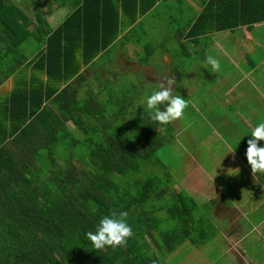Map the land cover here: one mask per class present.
<instances>
[{
  "label": "trees",
  "instance_id": "1",
  "mask_svg": "<svg viewBox=\"0 0 264 264\" xmlns=\"http://www.w3.org/2000/svg\"><path fill=\"white\" fill-rule=\"evenodd\" d=\"M156 1L0 0V86L13 79L0 95V264H162L196 232L195 203L158 158L169 117L140 109L125 77L98 86L81 71ZM52 4L68 9L54 29ZM257 6L229 26L264 20Z\"/></svg>",
  "mask_w": 264,
  "mask_h": 264
},
{
  "label": "crops",
  "instance_id": "2",
  "mask_svg": "<svg viewBox=\"0 0 264 264\" xmlns=\"http://www.w3.org/2000/svg\"><path fill=\"white\" fill-rule=\"evenodd\" d=\"M261 1L157 0L146 12H139L132 26L120 28L115 48L110 47L109 52L97 56L95 63L81 68L87 73L85 78L95 85L99 84V76L104 83L126 77L122 67H126L123 63H128L131 76L127 77L134 87L132 91L145 95L143 87L157 88V97L154 94L152 100L158 106L147 112L151 110L150 116L167 115L173 127L171 141L174 142L167 145L170 149H162L160 158L164 171L174 180L176 191L190 196L195 203L189 211L193 214L189 221L196 231L192 236L196 234L198 240L192 239L189 243L196 245L200 241L202 245L224 246L220 252H199L203 261H195L198 264H264V39L260 40L264 36V20L229 26L261 16L262 13H254V9H260L257 2ZM41 4L44 5V1L41 0ZM50 9L56 10L53 6L42 8L48 21L52 18ZM203 14L204 19L198 21ZM132 15L135 16L134 12L129 10L126 19L129 21ZM145 20L149 21L148 30H145ZM158 20L162 21L161 29L158 24L152 25ZM172 23L176 24L174 29L169 28ZM130 30L133 34L128 33ZM147 32L153 40L149 36V40L138 43ZM125 35H130L127 45L120 43ZM136 47L144 48L147 58L140 60ZM157 47L164 49V55L172 52L176 55V64H172V68L165 66L162 74L154 72L151 69L154 63L149 62ZM123 49L129 57L124 58ZM96 66L104 68L100 70ZM233 66L236 69L233 70ZM230 72L237 75L234 82L225 81V75ZM184 80L194 84L192 90L186 88L184 91L195 92L191 97L200 99L192 105L191 112L188 111L194 116H202L206 121L205 116L211 115V112L202 111L204 100L210 105L225 103L226 111L219 116L220 130L212 126L202 134L195 127L184 124V117L189 113L184 114L187 110L183 103L191 97L178 100L177 96L164 103L167 99L163 97L164 92L175 90L176 93V85ZM12 85L13 79L9 78L0 90L8 86L9 93ZM219 86L224 90L221 99L217 93L210 94L218 91ZM244 103L252 107L246 108ZM248 116L261 117L255 122ZM213 121L217 120L213 118ZM231 122L239 123L237 129L243 127L235 142L226 138ZM198 133L205 138L198 137ZM209 139V143L203 142ZM164 150L167 160L163 163ZM211 221L217 223L220 232L211 230ZM251 233H255L253 238L249 237ZM242 244L249 246L247 255H244ZM219 255H227L230 259Z\"/></svg>",
  "mask_w": 264,
  "mask_h": 264
},
{
  "label": "rangeland",
  "instance_id": "3",
  "mask_svg": "<svg viewBox=\"0 0 264 264\" xmlns=\"http://www.w3.org/2000/svg\"><path fill=\"white\" fill-rule=\"evenodd\" d=\"M43 1L46 2V0H42V2ZM52 6L55 7L56 10H52V9L49 10V14H51V12H52V16H51L52 18H49V21H48V16L45 13L46 11H43V14L45 15V17H47L46 19L50 23L51 27L52 28H56L57 24L60 23L65 18L66 14L68 13V9H67V6H64V8H58L57 5H55V4H52ZM161 22L162 21L158 20V21H156V23H153L152 25L155 26V25L158 24L157 25L158 26V29H161L162 28ZM175 26H176V24H174V23L169 24V28H171V29L172 28L174 29ZM148 28H149V21L148 20H145V30H148ZM254 28H255V26H254ZM149 36L152 39L151 34L149 32H147L146 35L144 37L142 35V37H140L137 42L138 43H141L144 39L149 40ZM155 39L157 40V39H159V37H156L155 36ZM263 39H264V36L263 37H260V40H263ZM135 49L137 51V55L136 56L139 57L140 60H144L145 58H147L146 57L147 55L145 54L144 48H137L136 47ZM174 51L176 52L177 51V48H175ZM163 52H164V49L163 48H161V50H160V47H157V48H155L153 50L152 57L149 58V62L150 63H154V68L151 67V69L154 72L158 73V74H162L163 73L165 66H168V67H171L172 68V64H176V55L173 52L171 54H169L168 56L167 55H164ZM122 55L124 56V58L125 57H129V55L125 52L124 49L122 51ZM165 59H167V60H165ZM129 60H131V62H133L132 59L129 58ZM165 61H168V62L166 63ZM138 62H140V61H138ZM123 66L124 67L126 66L125 68L122 67V69L125 70V73H124V76H126L125 79L128 80V81H130V79L127 77V76H131L129 69L127 68V66H129V65H128V63H123ZM103 68L104 67L96 66V69L102 70ZM234 69H236V66H233V70ZM218 73L221 74L220 72H218ZM236 76L237 75L234 72L227 73L225 75V77H226V80L225 81L234 82L236 80ZM138 78H134V80H136ZM157 86H159V85H157ZM193 86H194V84L193 83H189L188 80H184L182 83L177 84L176 85V93H175V90L174 91H166V92H164L163 97L164 98H167L164 101V103L168 99H170V98H173L174 99L177 96H178V100H179V97H191V96H194L195 95V92L193 94V93H188L187 91H184L186 88H190L192 90ZM143 88H144V91H145V95H142L141 92H138V93H136L134 95V100H135V103L136 104H139L140 103L142 105V106H140V109H143V111H146L147 112L149 109H151V108H153L155 106H158V103L157 102H154L152 100V97H154V94L157 97V94H156L157 88H155V87H151L150 89L148 87H143ZM215 93H217L216 96L219 99H221L223 97L224 90L222 89L221 86H219V90L218 91L211 92L210 94L211 95H214ZM6 94H8V86L5 89H3V90L1 89L0 90V95H6ZM197 100L199 101L200 99H195V98L191 97V99L189 101L183 103V108H185L187 110L186 112H184V114H187V113L191 112L190 108L193 107V106H195L194 104H196V102L199 103ZM202 104L204 105L202 111L204 113L211 112V115L210 116H213V118H215L217 121L214 122L213 121V118L210 117V116L209 117H206L205 116V120L206 121H204L202 116H198V115L197 116H194L192 113H189L188 115H186L184 117V120H183L184 124L185 125H188L189 124L191 127H195L202 134L205 133L206 130H208V127H211L212 128V126H215L216 127V130H220L222 125H221V120H220L219 116L222 115L224 111H226V105H225V103L222 102L219 105L217 103L210 105L209 101L204 100L202 102ZM247 105H250V103H247V104L244 103L243 104V106H245L246 108L252 107V106H247ZM140 109H137V110L139 111ZM192 109H194V108H192ZM196 109H197V111H199L198 108H196ZM260 117L261 116H248V118H251V119L255 120V122H258L259 119H260ZM238 124L239 123L235 124V123L231 122L230 130H229L230 133H227L226 138H229L230 137L235 142V139L238 138L237 135H239V132L241 133V131L243 130V127H240V129H237V125ZM190 126H188V127L190 128ZM233 127H236L235 130H233ZM165 129L170 134H173V132H174L173 131V127H172L171 124H170V127L165 128ZM72 131L75 134H78L74 129H72ZM200 133H198V137L205 138ZM180 139L183 140L182 137H180ZM171 142H174V140L171 141ZM203 142L204 143H209L210 142V139L209 140H204ZM163 148L170 149V148H168L167 145L164 146ZM163 148H161L160 151H159V153H158V158L160 159V161H161L160 156H161V153H162V149ZM163 153H164V159L162 160V162L164 163V161L167 160V158H166V151L164 150ZM177 171H178V169H177ZM172 174H174V173L172 172ZM175 188L176 187H174V189ZM209 225H210L211 230L213 232H217V231L220 232V229L217 226V223L211 221L209 223ZM200 228H202V226ZM254 234L255 233H251L249 235V237L250 238H253L254 237ZM192 239H197L198 240L197 235L194 234L191 237L189 236V239L187 241H185V243H183L180 247H178L176 249V251H174L173 253L172 252L171 253H166L164 256H160L161 263L162 264H198L195 261H203V260H201V258L199 256V254H201L199 252H211V250L216 251V252H220V251H222V249L224 250V246L223 245H221L219 247L218 246L212 247L211 244L202 245V244H200V241L196 245H191L189 243V240L192 241ZM241 246L244 249V252H245L244 255H247V253L249 252V250H248L249 249V246L247 244H242ZM213 253L216 254L215 252H213ZM219 256L220 257H225L224 258L225 260H229L230 259L227 255H219ZM217 260L218 259H216V261ZM220 260H222V259H220Z\"/></svg>",
  "mask_w": 264,
  "mask_h": 264
}]
</instances>
